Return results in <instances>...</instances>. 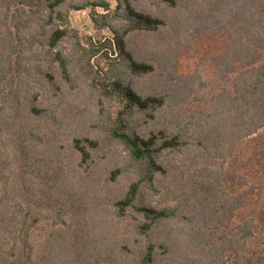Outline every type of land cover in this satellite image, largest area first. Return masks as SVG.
Segmentation results:
<instances>
[{
    "label": "trees",
    "instance_id": "trees-1",
    "mask_svg": "<svg viewBox=\"0 0 264 264\" xmlns=\"http://www.w3.org/2000/svg\"><path fill=\"white\" fill-rule=\"evenodd\" d=\"M85 9L109 36L73 26ZM198 40L220 43L223 85L185 115L207 84L177 57ZM180 249L264 264V0H0V264Z\"/></svg>",
    "mask_w": 264,
    "mask_h": 264
},
{
    "label": "rangeland",
    "instance_id": "rangeland-1",
    "mask_svg": "<svg viewBox=\"0 0 264 264\" xmlns=\"http://www.w3.org/2000/svg\"><path fill=\"white\" fill-rule=\"evenodd\" d=\"M100 12H103V9H98ZM153 11V9H150ZM156 12V11H155ZM72 23L73 26L79 28L81 32L89 33L95 35L97 38L107 37L110 35L109 29L103 30V32H97L93 27V22L90 15V10H80L74 11L72 13ZM143 40V39H142ZM148 40V38H147ZM143 42L141 44V50L145 51L148 41H139ZM140 46V44H139ZM215 51H220V43L218 41L214 42L212 40L201 42V40L191 42L188 48H185L178 58L177 68L178 74L182 76L184 81H187L189 78H197L199 74L203 77L204 82L207 86H202L200 88L199 81L197 80L196 86L200 88L198 91V97L192 95L187 98V102L183 103L179 108L182 113L185 115L191 114L195 110H199L205 106H210L212 104V96L218 94L221 90L223 83L218 81L217 77L212 71L211 56ZM163 69H158L153 78H142L138 83L149 90L152 87H156L159 84V73ZM161 83V82H160ZM85 104H75L78 108L84 107ZM81 116V115H80ZM76 126L78 122L76 117L72 114L69 118ZM191 250L180 249L178 254H174V257L167 264H208L206 260L198 259L194 253L192 254Z\"/></svg>",
    "mask_w": 264,
    "mask_h": 264
}]
</instances>
